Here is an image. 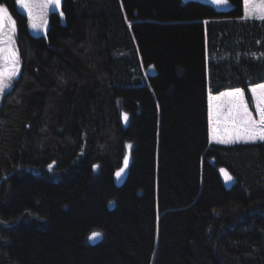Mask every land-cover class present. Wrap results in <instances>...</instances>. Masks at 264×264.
<instances>
[{"label":"trees","instance_id":"obj_1","mask_svg":"<svg viewBox=\"0 0 264 264\" xmlns=\"http://www.w3.org/2000/svg\"><path fill=\"white\" fill-rule=\"evenodd\" d=\"M228 2L65 0L44 38L0 0L21 62L0 264H264V142L210 143L209 94L240 88L253 110L264 83V20Z\"/></svg>","mask_w":264,"mask_h":264},{"label":"snow or ice","instance_id":"obj_2","mask_svg":"<svg viewBox=\"0 0 264 264\" xmlns=\"http://www.w3.org/2000/svg\"><path fill=\"white\" fill-rule=\"evenodd\" d=\"M217 4H227L228 0H214ZM245 9H253L256 4V0H243ZM60 0H44L42 7H47L49 5L59 6ZM0 12H7V9L3 6H0ZM257 18L264 20V0H260L259 7L255 9ZM63 15V13H61ZM33 27L37 25L33 24ZM2 51V50H0ZM18 64L19 59L15 49L7 53V56L4 57V62L0 65V83L6 78L11 80L18 73ZM0 91H3V88L0 87ZM255 101L256 108L258 112L259 119L253 118L251 112H249L247 105L244 102V93L240 88L230 91L228 93H221V96L227 95L229 100V115L228 121L231 124L229 130L230 134L237 139L242 140H264V84H257L250 89ZM211 104V98H210ZM124 119L127 120V115L124 116ZM209 123L213 124L212 113L209 114ZM215 123L219 124V113H217V119ZM220 132L219 127L211 128V135L215 138ZM219 143H228L230 141L220 139ZM129 147H132L129 145ZM125 164H127V158H125ZM51 167V165H49ZM121 172L123 169L120 170ZM223 171V170H222ZM116 175L119 177L120 172H117ZM229 180L231 177H228ZM99 233H93V236L90 238H95Z\"/></svg>","mask_w":264,"mask_h":264},{"label":"water","instance_id":"obj_3","mask_svg":"<svg viewBox=\"0 0 264 264\" xmlns=\"http://www.w3.org/2000/svg\"><path fill=\"white\" fill-rule=\"evenodd\" d=\"M192 1L206 2L220 10H227L230 7L229 2H227V4H217L214 2V0ZM15 2L16 8L19 11L20 15L27 19L29 28L34 29V31L39 36L47 38L50 31V18L54 15H60L62 13L65 0H60L59 6L49 5L47 7H42L44 0H15ZM33 24L37 25V27L34 28ZM13 49L16 50L19 59V64L17 66L19 72L21 62L20 52L16 42L14 18L8 11L6 13L0 12V50H2L0 51V65L3 64L4 57L7 56V53L12 51ZM17 75L11 80L5 78L2 83H0V87L3 88V91H0V112L3 108L5 100L14 87ZM117 172H120V176L118 177L115 174V182L117 186L121 187L126 182L129 169L123 168L122 172L120 170ZM221 175L226 186L232 187L234 185V179L226 170L221 171ZM229 176L231 177L230 180L228 178ZM92 240L93 242H97L96 237Z\"/></svg>","mask_w":264,"mask_h":264},{"label":"rangeland","instance_id":"obj_4","mask_svg":"<svg viewBox=\"0 0 264 264\" xmlns=\"http://www.w3.org/2000/svg\"><path fill=\"white\" fill-rule=\"evenodd\" d=\"M259 3H260V0H256V4L254 5L253 9H246V16L247 17H257V14L255 13V9L259 7ZM244 11H245V6H244ZM254 87V86H253ZM230 91H234V90H230ZM230 91H225V92H222V93H228ZM252 96V95H251ZM210 98H211V104H210ZM252 99H254V97L252 96ZM209 114H210V111L212 113V120H213V124L210 125L209 123V131L211 132V128L212 127H219L220 129V132L218 134V139L217 137H215L214 140L216 141H213V137L211 135L210 137V142L212 144H219V145H234V144H247V143H258V142H264V140H259V139H256L254 141L252 140H242V139H237L235 138L233 135L230 134L229 130L231 128V124L230 122L228 121V115H229V100L230 98L227 96V95H224V96H221V93L219 94H212L210 93L209 94ZM244 102L245 104L247 105L248 107V110L249 112H251L253 118L255 119H259V116H258V112H257V108L255 106V108L252 110V108L250 107L246 97H245V94H244ZM256 103V101H255ZM217 113H219V124L217 125L215 123L216 119H217ZM220 139H223V140H228L230 142L228 143H219L218 141ZM130 155V153L128 152V156ZM129 160V159H128ZM127 160V164L128 165V161Z\"/></svg>","mask_w":264,"mask_h":264},{"label":"crops","instance_id":"obj_5","mask_svg":"<svg viewBox=\"0 0 264 264\" xmlns=\"http://www.w3.org/2000/svg\"><path fill=\"white\" fill-rule=\"evenodd\" d=\"M246 15H247V14H246V9H245V16H244V19H246V20H247V19H249V20H252V19H259V18H257V17H255V18H254V17H247ZM263 84H264V83H263ZM251 88H252V87H251ZM251 88H250V89H251ZM243 93H244V91H243ZM250 93H251V91H250ZM251 95H252V93H251ZM252 96H253V95H252ZM253 103H254V108H255V106H256L255 100H253ZM209 108H210V106H209ZM210 137H211V132H210ZM212 137H213V136H212ZM212 139H213V141H216V140H214V139H215L214 137H213ZM217 139H218V137H217Z\"/></svg>","mask_w":264,"mask_h":264}]
</instances>
